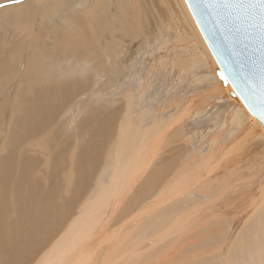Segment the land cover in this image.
Returning a JSON list of instances; mask_svg holds the SVG:
<instances>
[{
  "label": "rangeland",
  "instance_id": "1",
  "mask_svg": "<svg viewBox=\"0 0 264 264\" xmlns=\"http://www.w3.org/2000/svg\"><path fill=\"white\" fill-rule=\"evenodd\" d=\"M22 1L24 2L25 0L13 1L10 3V5H12V4L16 5L17 3L23 4ZM141 2H142V0H141ZM6 5L8 6V4L0 5V8H2L3 6L5 7ZM35 7L37 8V9L34 8L35 11H39L41 13L42 9H40L39 6H37V5H35ZM150 7H152L151 8L152 10L154 8V10H153L154 14L156 12L158 14V16L161 15L158 13L159 11L155 8V6L153 7L150 5ZM39 12H35L37 14L34 15L36 17L35 20L38 19L36 23H35L34 18H33V22L35 24L33 23L34 27L33 26L32 27H33V29L37 28L36 30H39V28L41 26L40 21H39L40 16H37V15H40ZM158 16H156V18L158 20L161 19ZM63 19H64V17H62V19H61V14H59L58 15L59 22L56 25H59L61 23V20H63ZM148 23L149 24H147L143 29L140 30L139 34L137 36H135V38L133 37L131 39L132 41H130V39H129L130 43L129 42L127 44L120 43L121 49L123 48V46L125 47L123 49V51L121 50V57H124L126 54L129 55V56L126 55L128 59H126V57H124L125 61L130 60V57H131V59H133L132 56L134 58L137 57L138 65H136V68H134V70H130L131 68L129 67L124 72L122 68H125L126 63L125 62H119V65L120 64H122V65L116 66V68L120 67L117 69L118 71H116V68L114 67L115 73L111 74V70L108 67V61L103 60L105 58H102V60L104 62H106L105 64L102 60H100L101 61L99 64V65H101L100 67L97 68V67L91 66L90 67L91 69H87V72H85L86 70H77L78 66L75 65L76 62L71 64L72 65V72H71V70L59 72V74L61 76L59 79L54 80V81H57V82H55V84L58 85V87H61V85L64 83L66 85H67V83L68 84H70V83L71 84H77V82L80 81L78 84L81 83V84L86 85V87L84 89V93H81L79 86H76L75 88H77V89L74 88V90L76 91L77 95L73 96L68 101V103L64 104L63 107L60 108V110L57 114V117L53 120V123H51L49 125L48 129L43 130V131L39 132L38 134L30 136V137H28L22 141H19V143L11 144V143L7 142V140H5V139L7 137H9L8 132L10 131V129H14V126H15L13 124H15V119L17 117L16 115H18V110H16L17 104L15 101L18 100L16 98H18V95H19V90H20V86H21L20 83L22 82V80H23L22 77L24 76V73L27 70L26 69V63H25L26 62L25 57L27 58V56H26L27 55V44L30 45V43H33V38L32 37L30 38V36H29V38L26 37V40H28L27 43H25L26 41H23L22 46L20 48L21 53H20V50L17 52V53H19L20 56L16 53L14 54L13 60L11 61V64H10L14 68L13 69L11 67V69L13 71L10 69V71H12V73L8 75V73H10V71H9L6 74L8 76L7 78L4 77L3 79H0V122H2L0 124V165L2 163L4 164L3 159L6 158L7 156L11 155V154L14 155V162L16 163L17 168L22 167L24 165L23 162L25 160H28L29 164L32 167H29L31 169L28 170V174L26 173L27 174L26 176H29V178H30V180H32V182L36 181L38 183V190L39 191H37L35 194L36 197H38V198L35 197V199H33L31 201L32 203L29 205L27 203V202H29L28 200L26 201L24 199H21L17 195L16 184L14 186L15 182L12 180H9V182L12 181L13 183L12 182L7 183V187L5 189V192L7 190V193L5 194V196L7 198L4 196L3 202L0 201V264H20L21 262L23 264H34V263H36L41 258V256L43 255L42 253H45V250L47 251V249L50 247L51 242L53 243L62 234L66 233V231L69 229L70 224L73 222L72 220H74V221H75V219L77 220V218L82 214L81 213V214H79V216H77V214L80 213L79 211L81 209H83L84 206L86 204H88V202L91 201L95 197L96 192L98 190H100L101 187H103L106 183L109 182V179L112 176L111 164L112 163L114 164L113 157H111V155L114 156L117 153V157H118L121 154L119 152H122V150L117 151L118 148H116L115 143L117 142V139L119 136V133H118L119 132V130H118L119 125L121 124V121L124 120V115H122L124 112L123 111L124 108L122 106L120 107L121 98L124 95L126 96V94H128V93L129 94L132 93V95L134 96V97L132 96V100L134 102V106H133L134 109H133L132 114L135 116V118H134L135 122H138V119L140 117L142 118V116L144 115L143 116L144 117V125L147 124V125H145V127H148V128L151 126V123H152L151 119L152 118L154 119L155 116H156L155 119H159V120L165 119L166 120L171 115V113L172 114L175 113L176 109L174 110V109L169 108V104L171 102L174 103V104L172 103V105H175V104H177V106L179 105V108H183L184 106H187L185 108H189V109L193 108L192 110H194V111H195V109L198 110V109H203L201 107H205L207 112L205 111L204 115L201 118L200 117L199 118L192 117L191 120L188 119L186 121L185 125L183 124L184 127L183 126H182L183 128L181 127L182 131L179 130L180 134H179L178 130H173V135L175 136V134H176L177 138H172V136H171L172 131L170 132L168 137L166 135V138H167L166 141H169V142H167L165 144L164 150H162L160 152V154L158 156L160 159L158 157L156 158V159H159V161L155 160L153 162V164H151L152 166H149L151 169L149 167L147 168V171H146V169H143L142 171L144 173H142L139 176H135L139 179V180L137 179V182L133 181L132 182V184L134 183L133 185L132 184H131V186L127 185L128 186L127 190H129L130 188L131 189L128 192H126V196L123 197L121 202L118 203L117 206L114 207L115 210L113 209L111 211H109V210L107 211L108 213L104 216V218H103L104 221H103L102 225L94 233V236L92 238H90V240H87L84 243L85 245L83 246V248L87 249V250H84L82 248V252H81L80 257H83V258H84V256L86 257V253L88 255L90 253V251L92 252V255H93V253H94V255L92 256L90 254V256H87L88 258H91V257H94L95 259H96V257H98V258L104 257L105 258V257H107L106 255H108V257H110L111 255H113L115 253V251L117 252V250L120 249V246L125 241H127L130 244L132 242H133L132 244H134L135 242L138 243V241L140 243L141 240H143V238L145 236V232H148L146 234L147 237L150 235L148 238L154 236L155 233L158 234L157 231L159 232V235L161 232H167L168 230L165 231V229L169 228L168 224H170L172 222V220H174L175 218L179 219V217H181L182 214L185 213L186 211L188 212L193 207H197L199 205L198 204L199 199H202L205 197L204 196L205 192L207 193L206 195L210 197V194L216 190V187H217V189L220 188V186H221L220 184L225 179H229V177L232 173H236L237 171L241 172L240 170L246 168V165H248L247 162L250 163L252 161V163H254V160H255L254 158L257 155V154H255L256 152L259 151L258 153L261 152L260 155H264V154H262V152L264 150V142L261 140H258V142L254 141L255 143L249 142V144L246 143L249 140L248 141L244 140L243 143L244 142L245 143L243 145H245V147L248 148L247 151L245 149H243L241 151L236 147V148H233L232 151L230 149V151H229L230 153L228 155L226 154L227 150L225 151V149H226L225 145L231 144V142L234 140V138L232 137L233 134L230 133V129L228 127H226L227 121L233 119V115H234L233 111L232 112L229 111V110H231V108L226 104V101H223V103H222V101H218V98H212V96L215 93L212 91V89H214V87L211 86V83H210L211 81L208 82L209 84L207 82L206 83L204 82L200 86L198 84L196 86H194L195 83L194 84L191 83L192 78L189 76V74L187 75L188 76L187 78L184 77L185 79H182V80H179V82H176L175 80H173V78L177 79V76L173 75L172 73H171L172 76H167V73H169L167 69L162 70V68H160V71H159V67H160V66L158 67L159 60L168 58L166 60L167 63H169L168 61H170L172 63L176 58L177 59L180 58V54L179 55H176V54L178 52L180 53L181 50H179L178 52L175 50L171 51L170 48L164 47V45H163V47H164L163 51L164 52L160 51L159 49H161L160 47H162L160 45H162V43H164V40L169 39V37L167 35H165L164 27L166 28V25L163 23L161 24L160 21H158L157 26L160 29L159 28L155 29L157 26L155 28L153 26H151L152 24L153 25L155 24L152 19H151V22H148ZM0 24H1V26H3L2 27L3 29L0 28L3 30V32L0 33L3 37L7 32H9V33H7L9 36L6 34L4 37V38H6L5 42L10 43L12 41L11 40L12 37L14 38V39L12 38L13 41H15V37H14L15 33L13 34V36L11 35L14 32L13 29H11V27L8 28L9 27L8 24H6V25H8L7 27H6L5 23L4 24L0 23ZM36 24H37V26H36ZM4 27H6V28H4ZM147 27H150V28L147 29ZM8 29H11V31ZM151 29L153 31L155 30L153 33L154 38L156 37L158 39L150 40L151 41L150 42L147 39L149 38V36H151L150 34H152L150 32V31H152ZM4 30H6V33ZM156 30H158V32ZM166 31H167V28H166ZM162 32L165 36L164 35L161 36ZM3 33H5V34L3 35ZM108 36L110 37V35H108ZM104 37H106V36H104ZM104 37L102 36L103 39L101 38V41H102L101 46L99 47V49L96 48V50H94L92 52V55L100 52L102 57L104 56L103 54L106 53V49H105L106 47H105V44L103 42L105 39ZM165 37H166V39H165ZM116 38L117 37L115 36L114 39H116ZM159 39H160V41H159ZM171 39L172 38H170L169 40H171ZM24 40H25V38H24ZM146 41H147V43H146ZM152 41H154V45H152ZM157 41H159V42L157 43ZM44 42H47V41L44 40ZM149 42H150V46H149ZM24 44H25L26 48H25ZM117 44H118V42H115V46ZM2 45H4V44L1 42V44H0V55L4 56L6 50H4L5 47ZM120 45L118 44L117 49H115V51L110 55L111 59L113 58V56H115L117 54V51H119L118 49H119ZM168 46H169V44H168ZM170 46H171V44H170ZM100 48H101V50H100ZM30 49L32 50L31 45H30V48L28 49V51H30ZM97 49L99 51H97ZM102 49H104V51ZM23 51H24V53H23ZM124 51L126 54L124 53ZM173 51H174V53H173ZM132 52L134 53V55H132ZM159 52H161V53H159ZM35 53H38V52H35ZM169 53H170V55H169ZM15 55H17V56L15 57ZM135 55H136V57H135ZM163 55H165V57H163ZM161 57H163V58H161ZM169 57H170V59H169ZM14 60H16V61L14 62ZM130 63H132V62L130 61L129 64ZM151 63H152V66H151ZM49 64H50V62H49ZM145 64L146 65L150 64L147 67H152L153 71H155L154 67H156L158 69L155 71L156 73L153 72L156 74L157 79L156 78L154 79V76H153V78L151 80L150 78H148V76H146L147 70L145 71L143 69V67L146 68ZM66 65L67 66H65V64H64L63 67L67 68L68 64H66ZM153 65H155V66H153ZM210 65L213 66L211 63H210ZM34 66H35V59H34ZM38 67H40L41 69H44V68H47V65L46 66L38 65ZM49 67H51V66L49 65ZM37 68H35V69H37ZM40 68H38V70H36V71L39 72ZM207 68H209V65L202 67L201 71H199L200 73L196 72V75H200V77H201V74H202V76L209 75L212 70L211 69L207 70ZM58 69L56 71L52 70L51 71L52 75H55V76L58 75L57 72L60 71L61 68L59 70ZM119 69H121L123 71V74H122V71ZM54 72H55V74H54ZM33 74H34V71H33ZM62 74H64V76ZM100 74H101V76H100ZM116 74L118 77L121 78V82H120L121 84L118 83L119 80L117 81V76L116 77L113 76ZM65 75L68 77H65ZM109 75H110V77H109ZM105 76H107V78L109 80H111V83H113L112 80L115 79L114 81H116V82H114L113 84L118 83L119 87H118V85H115V86L110 85L112 88L109 87V85H108L109 83L106 81ZM13 77H14V79H13ZM215 77L217 78V75H215ZM77 78H78V80H77ZM145 78H147V79L144 81ZM158 78H160V82H159ZM11 79H13V80L10 81ZM71 79L74 83L72 81H70ZM75 80H77V82ZM217 80H218V78H217ZM99 83H100V85H99ZM174 83H175V86H177L175 88L173 86ZM49 84H50V82L46 81V79H41V81L39 80L35 84L30 85L31 91H30V88H28V91L26 90L27 95L28 96L31 95L32 89H35L36 87H42V86L47 87ZM219 85L221 86L220 82H219ZM110 88L112 90L119 89V91L116 90L114 93H112V90ZM113 88H115V89H113ZM209 90H210V92H209ZM29 91H30V93H29ZM98 91L100 92V94H102V95L104 94L103 95L104 97L102 99H98L97 97H95V93H98ZM117 93L119 95H117ZM87 97L88 98L90 97L89 100ZM220 99L221 98L219 97V100ZM228 99H231V98L228 97ZM139 102H140V104H137ZM191 104H193V105L191 106ZM194 105H195V107H194ZM190 106H191V108H190ZM12 107H14V108H12ZM119 108H120V110H119ZM14 109L16 110V113H14V111H15ZM173 110H174V112H173ZM181 110H183V109H181ZM3 112H5V113L3 114ZM111 112L116 113V118H115L113 126H112L113 130L110 132V134L108 133L106 136H103L102 134H100L99 131H97V138L100 139V142L98 144L101 147L100 153L98 152L97 157H95V158H93L92 155H90V158L86 162H84L80 167H78V164H77L78 160H77L76 156L83 153L84 148H86L88 144L90 146V143L94 140L93 138H95L94 132H96V130H97L94 127L93 128L92 127L83 128L82 127L83 122L89 116L93 117L95 114H98V115H103L102 117L105 118L106 115L108 113H111ZM217 114L219 115L218 117L221 116V118L225 119L224 121H222V123H225V126H223V127L218 126L217 128H215V126L213 125V122H214L213 120L215 119ZM70 120L72 121V123ZM9 121H11L12 123ZM7 126H9V127H7ZM181 128L179 127L178 129H181ZM210 129H212V131H211V133H208V131ZM224 131H226V132H224ZM181 132H183V133H181ZM216 133H219L217 135L219 140H217L215 145L219 144V142L223 141L221 148L217 147L219 150L217 148L215 150V151H218V153L222 154V156H223L221 158V160H219V161H221L220 163H219V161H217L218 167H219V169L217 170L219 172V174H217L218 176L216 175L213 178H211L209 181H207V184L204 182V185L200 186L197 189L198 192H197V190L192 192V195L196 196L195 199L189 198L190 194H188L189 195L188 197L180 198L177 202L175 201V202H173L169 205H166L164 207L160 206L159 207L160 209L158 208L157 212L154 213L152 211L155 208V206L153 204L154 200L152 201L151 197H154V198L159 197V194H160L159 192H163L164 187L167 185V182L172 180V177L175 175V173L179 170V168L182 166V164L188 159L187 158L189 156L188 153H190L191 151H194L196 153L199 152L200 154L205 155L209 150H212L211 148L214 145L213 141H212V138H213L212 136H213V134H216ZM209 136H211V137H209ZM204 137H207V138L202 140ZM243 137L244 138L248 137L247 132L244 134V136H242V139H243ZM188 140H190V141H188ZM178 141H180V143ZM177 142H178V144H176ZM56 146H58V147H56ZM256 149H257V151L253 152ZM258 149H260V150H258ZM237 150H238V152H237ZM21 153H22V155H20ZM24 153H25V155H24ZM28 154H30V155H28ZM33 155H34V157H33ZM244 155H247V157L246 156L243 157ZM224 156H226V157H224ZM53 157H55L54 161L51 160ZM30 158H32V159L30 160ZM41 158H42V160H41ZM172 159H174V160H172ZM239 160H240V163H238ZM165 161H167V162H165ZM165 163L167 165H165ZM262 163H264V160L260 161V164L263 166H259L258 163H254L252 165V168L250 165V167L248 168L247 171L243 172V174L241 173V175L239 177H243L244 178L243 180H244L245 184H247V185L249 183V182H247V180L250 179L251 182L249 184L252 187L249 186L246 194H244V196L242 198L236 199L232 203L226 204L225 201L219 202L218 203L219 207L216 208L217 209L216 211L219 215L216 214L215 220H212V222L210 223L211 218L207 219L206 217H203L206 213L208 214L209 209H206L205 207H202L199 205L200 208H198L194 211V215L197 218H199V217H202L201 219L206 218L203 221H205V220H207V221L199 224V226H196L195 227L196 229L193 228L194 227L193 225H191V227L188 226L187 234H184V235L179 234L175 230L172 231V233H174L175 237H174V235H172L168 239L165 238L166 239L165 241L164 240H163V242L161 241L162 243L155 246L156 247V248L154 247L155 250L153 248L151 250V252H149L148 255H146L145 257H144V252H145L144 248H146V244L145 245L142 244L144 246L141 245V247L139 249L143 255L142 260L144 259V261L145 260L156 261V259L158 260V257H156L157 254L159 253L158 255L160 256V254L163 253L165 258H173V260L176 259L175 261H173L175 264H184V261L189 262L188 264H198L199 261L202 264H213L214 261L220 262L221 264H227V262L232 264L235 261H238L239 255L243 257L245 254L244 251L239 253L240 247L243 248V246L240 245L242 238H245V240L247 238L246 241H248V242L251 241L250 244L257 245V253L260 252L263 248V246L260 247L262 245V243H261V241L259 242L258 240L256 241V243L252 242V240L254 239L253 235H255L256 231H254L253 228L250 227L248 224H250L249 220L251 219V218H249V216H250L252 201H253V199H258V197L261 195L262 188H264V164H262ZM169 166H172V170H169L171 168ZM105 168H107V169H105ZM165 169H166V171L168 170L169 172L167 171V178H166V181L163 183L164 184V186H163V184L160 183V179L158 177L160 175L159 171L165 170ZM146 172L150 173V174L149 173L147 174L148 176L150 175L149 178H147L148 176L146 175ZM156 172H157V174H156ZM153 173L156 175L154 176ZM171 173H172V175H171ZM135 175H137V174H135ZM168 175H169V177H168ZM13 176H15V175H13ZM154 178L156 179V181L153 180ZM210 182H211V185H210ZM217 182H220V184H217ZM155 185H157V186L155 187ZM159 185L161 186V188H160L161 190L158 188ZM148 186H150V189L148 188ZM210 186L212 189L209 188ZM155 188H158V189H155ZM208 188L211 190V192H210V190H208ZM154 189L158 193V196H156L157 193L156 194L154 193L155 192ZM13 190H14V192H13ZM43 190H46L45 195H44ZM145 191L146 192L148 191L147 193H149L151 191L152 193H154L155 196H152L151 192H150L151 196L150 195L148 196V194ZM207 191H209L210 193ZM8 192H9V194H8ZM32 192H30V193H32ZM49 192H51L54 197L50 198L49 195L46 196V194H48ZM12 194H14V196L16 195L14 200H13ZM42 195H44V196H42ZM39 196L41 197V199L39 198ZM48 196L50 199L46 200V197H48ZM147 197H150L151 200ZM148 201L150 202L151 207H149L150 204ZM226 201H230L229 198L228 199L226 198ZM19 202H20V204H19ZM41 202H43V203L41 204ZM187 205H188V207H187ZM145 206H146V208H145ZM48 207H50V208H48ZM149 208H151V210ZM148 209L150 211V217H149V215H147L149 213ZM48 211H50V212L48 213ZM81 212H82V210H81ZM152 212H153V214H152L153 216L151 217ZM130 213H132V214H130ZM144 213H146V214H144ZM139 214H141V215L139 216ZM143 214L146 216H143ZM170 215H172V216H170ZM224 215L228 216L227 220L225 219ZM134 216H136L138 220L134 219ZM173 216L175 218H172ZM139 217H143V219L140 218L143 221L139 220ZM145 217H146V220H145ZM132 218L134 220H137V222L139 224L137 222H135ZM164 219H167L166 224H165ZM232 219H233V221H232ZM169 220L171 222H169ZM246 220H247V222H246ZM229 221L230 222L232 221L233 223L232 224L230 223V225H228L227 223ZM134 222L137 224L136 226L139 227L140 229L137 228L136 226H135V228H137V229L134 228V225H135ZM142 222H144L145 225ZM148 222L151 224H148ZM163 222L165 225H167L164 228V231H163V226H164ZM124 223H126V224L124 225ZM153 224H154V226H153ZM149 225H150V227L153 226L151 228L152 230L149 229L150 228ZM16 228H19V229H16ZM132 228L135 229V232H133L134 229H132ZM144 228H145V230H146V228H148V229L145 231ZM160 229H161V231H159ZM130 230H131V232L135 233V235L131 234L132 236L128 237L130 235V232L128 233V231H130ZM137 232L142 233V234L140 233V235L142 236L141 239H139L141 236ZM98 233H99V235H98ZM143 233H144V235H143ZM12 234H13V236H12ZM156 234H155V236H159ZM177 235L179 238H176ZM95 236H97V237H95ZM147 237L144 239H148ZM12 238H14V239L11 240ZM52 238H54V239H52ZM136 238H137V240H136ZM115 240H116V242H115ZM108 242H109V244H108ZM90 244L92 245V247ZM148 245L150 246L149 243H147V247H148ZM93 248H95L94 251L97 253H95L92 250ZM243 249H245V248H243ZM100 250H102V251H100ZM99 252H101V254H99ZM161 256H163V255H161ZM245 259H244V257H243V260H241L239 258L240 261L247 262L248 264H254V262H252L249 258H245ZM26 261H29V263H27ZM223 261H225V262H223Z\"/></svg>",
  "mask_w": 264,
  "mask_h": 264
},
{
  "label": "bare ground",
  "instance_id": "2",
  "mask_svg": "<svg viewBox=\"0 0 264 264\" xmlns=\"http://www.w3.org/2000/svg\"><path fill=\"white\" fill-rule=\"evenodd\" d=\"M13 1H19V0H0V5L8 4V6L6 5L5 7L3 6L2 8H0V23H2V24L5 23V25L8 24L9 25L8 28L11 27V29H13L14 32L11 34L12 36L15 33L14 34L15 35L14 36L15 41H13L14 38L12 37L13 39L11 38L12 41L10 43H6L5 42L6 38H4L5 35L9 32L6 33V30H4L6 33V34L3 33V35L5 34L4 37L0 34V41L4 44V45H2L5 47V48L3 47L4 50H6V52L4 51L5 54L3 53L4 56L0 55L1 56L0 57V79H3L4 77L5 78L8 77L6 74L10 71V69L12 67L10 64H11V61L13 60L14 54L16 53L19 55V53H17L19 50L21 53L20 48L22 46L23 41H26L25 43H27V41H28V40H26V37L27 38H29V36H30V38L32 37L33 43H30L31 48H32V50L30 49V51H28V49L30 48V45L27 44V55H26L27 58L24 56L25 60H26L25 63H26V69L27 70L24 73V76L22 77V79H23L21 82L22 84L20 83L21 86H20V90H19V95H18V98H16L18 100L15 101L17 104L16 110H18V115H16L17 117L15 119V124H13V125H15L14 129H10L9 132L7 131L9 134V137H7L5 139V140H7V142H9L11 144H16V143H19V141H22V140H24L30 136L36 135L39 132L48 129L49 125L51 123H53V120L57 117V114H58L60 108L63 107L64 104L68 103V101L73 96L77 95L74 88L76 86H79V88L81 90L80 92L84 93V89H85L86 85L81 84V83L78 84L80 82V81L77 82L78 78H77V80H75L77 82V84H71V83L68 84L66 82L67 85L64 83L65 85L62 84L61 87H58V85L55 84V82H57V81H54V80L59 79L61 76L59 74V72L70 71V70L72 72V65L71 64L76 62L75 65L78 66L77 70H86L85 72H87V69H91L90 68L91 66L97 67V68L100 67L101 66V65H99L101 62L100 60H102V58H105L103 60L108 61V67L111 70V74L115 73L114 67L116 68L117 65L118 66L122 65V64L119 65V62H125L126 63L125 68H122L124 72L129 67L131 68L130 70H134V68H136V65H138L136 55H135L136 58H134L132 56L133 59H131V57H130V60L125 61L124 57H126V59H128L126 56L128 54H126L124 51V53L126 55L124 57H121V50L123 51V49L125 47L122 45L123 48L121 49L120 43L127 44L129 42V39H130V41H132L131 39L133 37L135 38V36H137L139 34L140 30L143 29L147 24H149L148 22H151V19L155 23L154 25L153 24L151 25L154 28L157 26L158 21H160L161 24L162 23L165 24L166 28H167V31H166V28L164 27L165 35H167L169 37V39L172 38L171 40H169V39H166V37H165L166 40H164V43H162V45H160L162 47H160L161 49H159V50L163 51L164 47L170 48L171 51L175 50L178 52L179 50H181L180 53L178 52L176 54V55L180 54V58H178V59L176 58L172 63L170 61H168L169 63H167L166 60L168 58L159 60V65L157 64L158 67L160 66L159 71H160V68H162V70L167 69L170 74L172 73L173 75L177 76V79L173 78V80H175L176 82H179V80L185 79L184 77L187 78L188 77L187 75L189 74V76L192 78L191 83H193V84L195 83L194 86H196L197 84L200 86L204 82L208 83L209 81H211L210 82L211 86L214 87V89H212V88L211 89L215 93L212 96V98H218V101H222V103H223V101H226V104L231 108V110H229V111H231V112L233 111V113H234L233 119L227 121L226 127H228L230 129V133L233 134V136L232 135L231 136L234 138V140L232 139L233 141L231 142V144H228V145H225L226 143L224 144L225 148H226L225 151L227 150L226 154L228 155L230 153L229 152L230 149L232 151L233 148H236V147L241 151L243 149H245L247 151L248 148L245 147V145H243L245 143V142L243 143L244 140H247V141L249 140L248 142H246L248 144H249V142H253V143H255L256 141L258 142V140H261L264 142V129L262 128V126L251 116V114H249L247 109L243 106V104L239 101L238 98L235 101L233 99H228L229 96L227 94V91L233 92L230 85L226 84L227 85L226 88H222L219 85V81L215 77V75H216L215 71L217 70L216 69L217 64L214 61L212 55L210 54V51L208 50V48H207V46H206V44H205V42H204V40H203V38L199 32L194 20L192 19V16H191V14L188 10V7L185 4L184 0H142V2H141V0H25L24 2L22 1L23 4L17 3L16 5L15 4L10 5V3ZM35 5L39 6V8L42 9L41 13L39 11H35V9H34V8H36ZM150 5L153 7L155 6V8L159 11L158 13L161 15L158 16V14L156 12H155V14H156L155 15L153 12L154 8L152 10L151 9L152 7H150ZM35 12L40 13V15H37V16H40L39 21H40L41 26H40L39 30H36L37 28L33 29V27H34L33 18H34L35 23L38 20V19L35 20L36 17L34 15L37 14ZM59 14H61V19H62V17H64V19L61 20V23L59 25H56L59 22V20H58ZM156 16L160 17L161 19L158 20L156 18ZM8 25H6V27ZM0 26H1V24H0ZM36 26H37V24H36ZM2 27L3 26H1L0 28H2ZM6 27H4V28H6ZM148 28H150V27H147V29ZM157 28H159V27L157 26L155 29H157ZM2 29H0V33L3 32ZM11 29H8V30L11 31ZM152 31H150L152 33V34H150L151 36H149V38L147 37L148 38L147 40H149V41L154 40V39L155 40L158 39L156 37L154 38L153 33L155 30L153 32ZM156 31L158 32V30H156ZM108 35H110L111 38ZM162 35H164L163 32L161 33V36ZM102 36L107 37V38L104 37L105 39L103 41L105 44V47H106L105 48L106 53L103 54L104 55L103 57L100 54V52L92 55V52L94 50H96V48L99 49V47L101 46ZM115 36L117 37L116 39H114ZM24 38H25V40H24ZM44 40H46L47 42H44ZM159 41H160V39H159ZM159 41H157V43ZM1 42H0V44H1ZM115 42H118V44L120 45L119 49H118L119 51L116 50L117 54L115 56H113V58L111 59L110 55L118 47L117 46L118 44L115 46ZM150 42H149V46H150ZM146 43H147V41H146ZM168 44H169V46H168ZM170 44H171V46H170ZM152 45H154V41H152ZM163 45H164V47H163ZM24 46H25V44H24ZM25 48H26V46H25ZM98 49H97V51H99ZM100 50H101V48H100ZM102 50L104 51V49H102ZM35 52H38V53H35ZM133 52H132V55H134V53H135V52L134 53ZM23 53H24V51H23ZM159 53H161V52H159ZM173 53H174V51H173ZM165 55H163V57H165ZM169 55H170V53H169ZM16 56L17 55H15V57ZM163 57H161V58H163ZM170 57H169V59H170ZM34 59H35V66H34ZM15 61L16 60H14V62ZM130 61L132 63L129 64ZM49 62H50V64H49ZM105 63L106 62H104V64ZM210 63L213 66H211ZM64 64H65V66H67L66 64H68V67L64 68L63 67ZM38 65H44V66L47 65V68L41 69L40 67H38ZM49 65L51 67H49ZM148 65H150V64H148ZM148 65H146V68H144L142 66L145 71L147 70L146 76H148V78H150L151 80L154 76V79H155L156 78V74H155L156 72L155 71L158 69L156 67H154L155 71H153L152 67H147ZM207 65H209V68H207V70L208 69L212 70L210 72V74L208 73L209 75L202 76V74H201V77H200V75H196V72L201 71V68L204 66H207ZM151 66H152V63H151ZM153 66H155V65H153ZM37 67L40 68L39 72L36 71V70H38ZM35 68H37V69H35ZM58 68L59 69L61 68L60 71L57 72L58 75H56V76L52 75L51 71L52 70L56 71ZM118 68H120V67H118ZM118 68H116V71H118L117 70ZM119 70H121V69H119ZM12 71H10V73H8V75L11 74ZM33 71H34V74H33ZM123 71H122V74H123ZM153 72H155V73H153ZM169 73H167V76H172V74L170 75ZM54 74H55V72H54ZM62 75L64 76V74H62ZM100 76H101V74H100ZM113 76L116 77L117 74L113 75ZM65 77H68V76L65 75ZM109 77H110V75H109ZM119 78L120 77L117 76V81L119 80L118 83L121 82V78L120 79ZM13 79H14V77H13ZM13 79H11L10 81H12ZM41 79H46V81L50 82V84L47 87L44 86L45 88L42 86V87H36L35 89H32L31 95L28 96L27 91H28V88H30V85L35 84L39 80L41 81ZM105 79L109 83L108 84L109 87L118 85V83L113 84L114 82H116V81H114L115 79L112 80L113 83H111V80H109L107 78V76H105ZM146 79L147 78H145L144 81ZM158 80L160 82V78H158ZM70 81H72V79ZM99 85H100V83H99ZM173 86H174V88L177 87V86H175V83L173 84ZM118 87H119V85H118ZM75 89H77V88H75ZM113 89H115V88H113ZM116 90L119 91V89H116ZM116 90H112V93H114ZM30 91H31V88H30ZM30 91H29V93H30ZM209 92H210V90H209ZM103 95L100 94L99 91H98V93H95V97H97L98 99H102L104 97ZM117 95H119V94L117 93ZM132 96H133L132 93H130V94L128 93V94H126V96L124 95L121 98V103H120L121 105L119 104L120 107L122 106L124 108L123 109L124 112L122 114V115H124V120L122 119L123 121H121V124L119 125V128H118L119 136H118L117 142L115 144H116V148L119 149V150L117 149V151L122 150V152H119L121 154L118 157H117V153L116 154L114 153L115 154L114 156L111 155V157H113L114 164L113 163L111 164L112 176L110 177L109 182L106 183L103 187H101L100 190H98L96 192L95 197L91 201H89L88 204H86V205L84 204L85 205L84 208L81 209L82 212L80 210L79 211L80 213H78L77 216H79V214H81V213L82 214L77 218V220L74 218L75 221L74 220H72L73 222L71 221L72 223L70 224L69 229L66 231V233L62 234L55 241L53 240L54 242L53 243L51 242V245L47 249V251L45 250V253H42L43 255L41 256V258L37 262L35 261L36 263H34V264H175L173 261H175L176 259L173 260V258H165L163 253L160 254V256L158 255L159 253L157 254L156 257H158V260L156 259V261H150V260L144 261V259L142 260V256H143L142 252H140L139 249H140L142 244H144V245L146 244V248H144L145 249L144 257H145L146 255H148L149 252H151V250L155 246H157L158 244H161L163 242V240L165 241L166 239H168L172 235H174V233H172V231L175 230L179 234L184 235V234H187L188 226L191 227V225H193L194 226L193 228L196 229L195 228L196 226H199V224L207 221V220L203 221L206 218L207 219L211 218V221H210V223H211L212 220H215L216 214H218L216 211L217 210L216 208L219 207L218 206L219 202L225 201L226 204L232 203L236 199L242 198L244 196V194H246L249 186L252 187L249 184L251 182L250 179L249 180L246 179L247 182H249L247 185V184H245V182L243 180L244 178L239 177V176L241 175V173L243 174V172L247 171L248 168L250 167V165L252 168V165L254 163H258L259 166H263L260 164V161L264 160L263 159L264 155H260L261 152L258 153L259 151L256 152L257 149L255 151H253V152H256L255 154H257L256 157L254 158L255 159L254 163H252V161L250 163L247 162L248 165H246V168H244L242 170L239 169L241 172L237 171L236 173H232L230 175L229 179H225L223 182L221 181L222 182L221 184H220V182H217V184H220L221 186L218 189L216 187V190L213 193H211L212 195L210 194V197L207 196L206 195L207 193L205 192V194H204L205 197L202 199H199L198 204L202 207H205L206 209H209L208 214L206 213L207 215L203 212L205 214L203 217H206V218L201 219L202 217L197 218L194 215V211L196 209L200 208V206L197 204L198 205L197 207H193L188 212L185 210L186 212L183 213L182 216L179 217V219H176L173 216L172 218H175V219L172 220V222L169 220V222H171V223L168 224L169 228L165 229V231L168 230L167 232H161L160 235H159L158 231H157L158 234L155 233L156 235H159V236H155V234L153 233L155 237L152 236L153 238L152 237L148 238L150 235L147 237L146 234L148 232H145L144 238L147 237L149 240L143 238V240H141L140 243L138 241V243L135 242L134 244H132L133 242L130 244L127 241H125L120 246V249L117 250V252L115 251L114 254L112 253L113 255H111L110 257H108V255H106L108 258L107 257H105V258L104 257L103 258L96 257V259L94 257L88 258L87 256H90V254L92 255L91 251L88 255L86 253V257L85 256H84V258L80 257L81 252H82V248L85 245L84 243L87 240H90V238H92L94 236V233L97 231V229L102 225V223L104 221L103 218L108 213L107 211L113 210L114 207L117 206V204L121 202L123 197L126 196V192H128L131 189L130 188L129 190H127V187L129 185L131 186L133 181L137 182L138 178L135 176H139L142 173H144L142 171L143 169H146V171H147V168L149 166H152L151 164H153V162L155 160L159 161L160 158L158 156H159L160 152L162 150H164L165 144L167 142H169V141H166L167 140L166 135L168 137L170 132L172 131L171 132L172 138H177L175 133H174L175 136L173 135V130H178V131L181 130L182 131V128L184 127L183 124L185 125V123L188 119L191 120L192 117H197V118L200 117L201 118L206 111L205 107H201L203 109H198V110L195 109V111L192 110L193 108L192 109L185 108L187 106H184L183 108H179V105L178 106H177V104L172 105L173 102H171L169 104V108L174 109V110L176 109L175 113H173V114L171 113V115L166 120L165 119L164 120L155 119L156 118V116H155L154 119L153 118L151 119L152 123H151V126L148 128V127H145V125H147V124L144 125V117H143L144 115L142 116V118L140 117L138 119V122H135V120H134L135 116L132 114L133 109H134L133 108L134 102L132 100ZM219 97L221 98L220 100H219ZM89 98H88V100H89ZM137 104H140V102ZM192 105L193 104H191V106ZM191 106H190V108H191ZM194 107H195V105H194ZM12 108H14V107H12ZM181 109H183V110H181ZM16 110L14 111V113H16ZM119 110H120V108H119ZM174 110H173V112H174ZM4 113L5 112H3V114ZM102 116L103 115H98V114H95L93 117L87 116L88 118L86 117L87 119L82 124L83 128H90V127L93 128L94 127L97 130H96V132H94L95 138H93L94 140L90 143V146L88 144L87 147L84 148L83 153L76 156V158L78 160V163L76 162L78 164V167H80L84 162H86L90 158V155H92V157L95 158V157H97L98 152L100 153L101 147L98 145L100 142V139L97 138V131H99L100 134H102L103 136H106L108 133L110 134V132L113 130L112 126H113L114 120L116 118V113H113V112L108 113L105 118ZM218 116L219 115L217 114L215 119L213 120L214 122L212 121L215 128H217L218 126L219 127L225 126V123H222V121H224L225 119L221 118V116L220 117H218ZM9 122H11V121H9ZM1 123L2 122H0V124ZM71 123H72V121H71ZM7 127H9V126H7ZM177 127L178 128L182 127V128L178 129ZM211 131H212V129H210L208 131V133H211ZM224 132H226V131H224ZM246 132H247L248 137L247 138L243 137V139H242V136H244V134ZM181 133H183V132H181ZM179 134H180V131H179ZM218 134L219 133H216V134H213V136H212L213 137L212 141L214 144L211 148L212 150H209L205 155H202L199 152L196 153L194 151H191L190 153H188V155H189L187 157L188 159L182 164V166L180 165L181 167L175 173V175L172 177V180L167 182V185L164 187V190L162 189L163 192H159L160 198L159 197H157V198L151 197L152 201L154 200L153 204H154L155 208L152 210L154 213L157 212V210L160 206L164 207V206L169 205L175 201L177 202L180 198L188 197L189 196L188 194H190L189 198L195 199L196 196H193L192 192L197 190L200 186H203L204 182L207 184V181H209L211 178H213L214 176L219 174V172L217 171L219 169L217 161L221 160V158L223 156H222V154H219L218 151H215V150L217 147L221 148L223 141L219 142V144L215 145L217 140H219L218 136H217ZM209 137H211V136H209ZM205 138H207V137H204L202 140H204ZM188 141H190V140H188ZM178 142L180 143V141H178ZM178 142L176 144H178ZM56 147H58V146H56ZM258 150H260V149H258ZM237 152H238V150H237ZM262 154H264V150H263ZM20 155H22V153ZM24 155H25V153H24ZM28 155H30V154H28ZM226 156H224V157H226ZM245 156L247 157V155H244L243 157H245ZM33 157H34V155H33ZM157 157L159 159H156ZM31 159L32 158H30V160ZM3 160H4V164L2 163L3 165L2 164L0 165V201L3 202L4 196L7 193V190L5 192V189L7 187V183H11L12 181H14L15 182L14 186L16 184L17 195L21 199H24L26 201L28 200L29 202H27V203L30 205L32 203L31 201L33 199H35V197H36V195H35L36 192L39 190H38V183L36 181L32 182V180H30L29 176H26L28 174V170L31 169L29 167H32L29 164V161L25 160L23 162L24 165L22 167H20L21 168L20 169V168H17L16 163L14 162V155L13 154L7 156ZM41 160H42V158H41ZM51 160L54 161L55 157H53ZM172 160H174V159H172ZM165 162H167V161H165ZM220 162L221 161H219V163ZM238 163H240V160ZM262 164H264V163H262ZM165 165H167V164L165 163ZM169 167H171L169 170H172V166H169ZM105 169H107V168H105ZM167 171H166V169L159 171L160 175L158 178L160 179V183H162V184L166 181ZM148 173L149 172H146V175ZM135 174H137V175H135ZM156 174H157V172H156ZM156 174L153 173L154 176ZM13 175H15V176H13ZM171 175H172V173H171ZM149 177H150V175L147 178H149ZM168 177H169V175H168ZM155 178L153 180L156 181ZM9 180H12V181L9 182ZM210 185H211V182H210ZM156 186L157 185H155V187ZM159 186H158V188L160 189L161 186L160 187ZM163 186H164V184H163ZM148 188L150 189V186H148ZM158 188H155V189H158ZM209 188H211V186ZM209 188H208V190H210ZM155 189H154V191H155ZM45 191L46 190H43L44 195H45ZM13 192H14V190H13ZM30 192H32V193H30ZM150 192L147 193L148 196L149 195L151 196ZM197 192H198V190H197ZM207 192H209V191H207ZM210 192H211V190H210ZM154 193L156 194L157 192L155 191ZM154 193H152V196H155ZM8 194H9V192H8ZM12 195H13V200H14L16 195L15 196H14V194H12ZM44 195H42V196H44ZM47 195H49L50 198L54 197L51 192L46 194V196ZM49 196L46 197V200L50 199ZM156 196H158V193ZM36 198H38V197H36ZM39 198L41 199L40 196H39ZM147 198L150 199V197H147ZM226 198L227 199L229 198L230 201H226ZM42 203L43 202H41V204ZM19 204H20V202H19ZM149 204H150V202H149ZM146 206H145V208H146ZM149 207H151V204ZM187 207H188V205H187ZM48 208H50V207H48ZM149 209L151 210V208H149ZM149 209H148V211H149ZM49 212L50 211H48V213ZM153 212L151 213V217L153 216L152 215ZM130 214H132V213H130ZM141 214H139V216ZM144 214H146V213H144ZM144 214H143V216H146ZM147 215H149V217H150V211ZM172 215H170V216H172ZM135 217L136 216H134V219H137V217L136 218ZM224 217L226 220L228 219L227 215H224ZM140 218L143 219V217H139V220H142ZM249 218H251V219L249 220L250 224H248V225L250 227H252L254 231H256L255 235H253L254 239L252 240V242L256 243L257 240L259 242L261 241L262 245L260 247L263 246V248H264V235H263L264 234V188H262L261 195L258 197V199H253L252 204H251V211H250ZM137 220H134V221L137 222ZM145 220H146V217H145ZM166 220L167 219H164L165 224H166ZM232 221H233V219H232ZM232 221L231 222L229 221L227 224L228 225H230V223L232 224L233 223ZM246 222H247V220H246ZM142 223L144 224V222H142ZM125 224L126 223H124V225ZM148 224H151V223L148 222ZM163 224H164V222H163ZM165 224L163 226V231H164V228L167 226ZM136 225L137 224L135 223L134 228ZM153 226H154V224H153ZM149 227H150V225H149ZM152 227H150L149 229L152 230L151 229ZM134 228H132V229H134ZM137 228H139V227H137ZM137 228H135V229H137ZM16 229H19V228H16ZM135 229H134V231L133 230L132 231L135 232ZM147 229L148 228H146V230ZM144 230H145V228H144ZM159 231H161V229ZM129 232H130V235L128 237L132 236L131 234L135 235V233L131 232V230L128 231V233ZM137 233H139V232H137ZM140 233H139V235H140ZM98 235H99V233H98ZM143 235H144V233H143ZM178 235L176 236V238H179ZM12 236H13V234H12ZM95 237H97V236H95ZM174 237H175V235H174ZM137 238H136V240H137ZM141 238H142V236L139 239H141ZM13 239L14 238H12L11 240H13ZM52 239H54V238H52ZM246 240H247V238H246ZM246 240H245V238H242V240L240 242L241 243L240 245L243 246V248H245L246 250L243 249L242 247H240L239 253L244 251V253H245L243 256L244 259L249 258L252 262H254V264H264V249L262 248V250L257 253V245L250 244L251 241L248 242ZM115 242H116V240H115ZM147 243H149L150 246L148 245V247H147ZM108 244H109V242H108ZM144 245H142V246H144ZM91 247H92V245H91ZM155 248H154V250H155ZM84 250H87V249H84ZM92 250L94 251L95 248H93ZM100 251H102V250H100ZM95 253H97V252H95ZM99 254H101V252H99ZM93 255H94V253H93ZM161 255H163V256H161ZM243 257L239 255V258L241 260H243ZM239 258H238V261H235L232 264H248L247 262L240 261ZM26 262L29 263V261H26ZM223 262H225V261H223ZM186 263L188 264L189 262L184 261V264H186ZM20 264H23V263L21 262ZM198 264H202V263L199 261ZM213 264H221V263L214 261ZM227 264H231V263L227 262Z\"/></svg>",
  "mask_w": 264,
  "mask_h": 264
},
{
  "label": "water",
  "instance_id": "3",
  "mask_svg": "<svg viewBox=\"0 0 264 264\" xmlns=\"http://www.w3.org/2000/svg\"><path fill=\"white\" fill-rule=\"evenodd\" d=\"M210 54L217 64L215 71L223 88L229 84L251 116L264 129V103L260 97L261 54L257 44L247 46L234 32H229L216 15L204 10L205 0H184Z\"/></svg>",
  "mask_w": 264,
  "mask_h": 264
},
{
  "label": "snow or ice",
  "instance_id": "4",
  "mask_svg": "<svg viewBox=\"0 0 264 264\" xmlns=\"http://www.w3.org/2000/svg\"><path fill=\"white\" fill-rule=\"evenodd\" d=\"M204 10L216 15L227 31L242 37L246 46L258 45L261 54L259 88L264 103V0H205Z\"/></svg>",
  "mask_w": 264,
  "mask_h": 264
}]
</instances>
